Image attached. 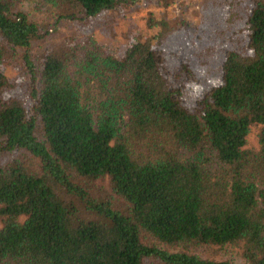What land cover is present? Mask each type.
Listing matches in <instances>:
<instances>
[{
    "label": "trees",
    "instance_id": "trees-1",
    "mask_svg": "<svg viewBox=\"0 0 264 264\" xmlns=\"http://www.w3.org/2000/svg\"><path fill=\"white\" fill-rule=\"evenodd\" d=\"M129 3L0 0V264H264V0L193 104L152 40L34 50Z\"/></svg>",
    "mask_w": 264,
    "mask_h": 264
},
{
    "label": "rangeland",
    "instance_id": "rangeland-1",
    "mask_svg": "<svg viewBox=\"0 0 264 264\" xmlns=\"http://www.w3.org/2000/svg\"><path fill=\"white\" fill-rule=\"evenodd\" d=\"M132 2L130 7L103 12L96 18L60 25L45 42L35 44L34 50L42 52L54 46L65 50L75 40L94 36L109 51L120 52L136 40H152L154 45L162 44L173 69L184 63L192 66L199 80L188 85V102L193 104L204 91L220 83L226 53L247 41L248 0H169L162 5L156 0ZM255 140L253 133L250 141L254 145Z\"/></svg>",
    "mask_w": 264,
    "mask_h": 264
}]
</instances>
